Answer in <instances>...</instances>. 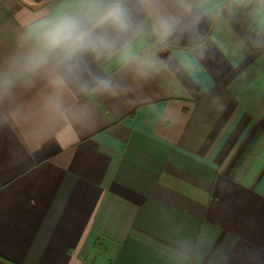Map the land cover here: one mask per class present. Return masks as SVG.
Segmentation results:
<instances>
[{"label":"crops","instance_id":"obj_1","mask_svg":"<svg viewBox=\"0 0 264 264\" xmlns=\"http://www.w3.org/2000/svg\"><path fill=\"white\" fill-rule=\"evenodd\" d=\"M127 3L141 30L54 84L2 74L70 0H0V264H264V0Z\"/></svg>","mask_w":264,"mask_h":264},{"label":"clouds","instance_id":"obj_2","mask_svg":"<svg viewBox=\"0 0 264 264\" xmlns=\"http://www.w3.org/2000/svg\"><path fill=\"white\" fill-rule=\"evenodd\" d=\"M141 3L151 5L153 0ZM178 4L184 7L183 0H178ZM151 10L153 35L161 44L169 42L180 29V17L154 6ZM140 30L127 0H70L67 8L52 13L26 34L27 53L2 75L15 71L30 76L45 71L52 75L54 84L82 80L88 60L105 59L125 45L130 33ZM128 58L124 51L120 59ZM98 86L107 89L110 84L101 79Z\"/></svg>","mask_w":264,"mask_h":264}]
</instances>
